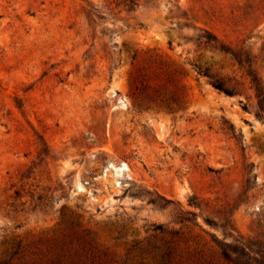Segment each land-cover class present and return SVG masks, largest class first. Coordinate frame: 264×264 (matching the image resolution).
Returning a JSON list of instances; mask_svg holds the SVG:
<instances>
[{
	"label": "rangeland",
	"instance_id": "1",
	"mask_svg": "<svg viewBox=\"0 0 264 264\" xmlns=\"http://www.w3.org/2000/svg\"><path fill=\"white\" fill-rule=\"evenodd\" d=\"M72 223L119 262L264 251V0H0V259Z\"/></svg>",
	"mask_w": 264,
	"mask_h": 264
},
{
	"label": "trees",
	"instance_id": "2",
	"mask_svg": "<svg viewBox=\"0 0 264 264\" xmlns=\"http://www.w3.org/2000/svg\"><path fill=\"white\" fill-rule=\"evenodd\" d=\"M206 46L216 49L223 54L230 55L240 65L243 61L237 54L225 44H222L216 36L206 33L202 36ZM252 83L257 92L261 93L258 79L250 72ZM214 86L227 94L230 90L220 82H214ZM189 215H194L188 212ZM162 232H164L162 230ZM220 259L227 264H264V251H254L244 238L235 239L233 242L213 240ZM174 252L169 250L161 256L160 264H174ZM201 255V254H200ZM203 258V256H202ZM176 263V262H175ZM0 264H135L130 260L115 261L106 250L101 251L95 240L86 230L80 231L78 223H72L67 230L59 232L58 236L51 240H40L32 247L23 246L22 241L15 242L5 251L0 259ZM143 264V263H141ZM204 264H220L213 261H204Z\"/></svg>",
	"mask_w": 264,
	"mask_h": 264
}]
</instances>
